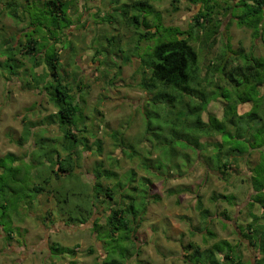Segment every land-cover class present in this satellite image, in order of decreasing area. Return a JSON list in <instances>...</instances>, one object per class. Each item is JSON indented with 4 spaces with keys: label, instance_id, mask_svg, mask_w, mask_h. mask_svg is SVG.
I'll list each match as a JSON object with an SVG mask.
<instances>
[{
    "label": "rangeland",
    "instance_id": "374dc122",
    "mask_svg": "<svg viewBox=\"0 0 264 264\" xmlns=\"http://www.w3.org/2000/svg\"><path fill=\"white\" fill-rule=\"evenodd\" d=\"M12 1L16 8L22 7L19 0ZM35 1L29 0V5L25 8L29 13L28 20L32 15L36 16L34 13L40 12L43 7L42 1ZM112 1L73 0L74 4L69 11L71 26L57 29L54 33L59 37L56 47L59 51L61 77L63 82L68 83L70 93L78 105L81 117L79 123L87 124L91 131L86 133L81 130V125L78 130H73L80 139L78 142L82 144L77 145L78 159L73 162L76 166L60 182L55 180L52 168L55 167L57 155L66 157L68 150L65 145L70 140L67 141L61 131L57 117L51 116L57 111L52 96L55 87L48 88L50 78L45 77V62L35 66L34 62L39 54L32 55L15 50L13 57L18 61L12 62L15 65L12 69L17 73L12 75L9 68L0 66V155L8 157L11 152L17 156L13 163L10 159L7 163L17 166L13 174L18 179L15 178L16 181L9 184V177H12L9 172L2 174V182L0 178V264H31L39 254L43 257L45 249L36 252L38 248L30 245L43 241L45 237L44 246L55 241L59 243V240L70 243L78 241L81 244L78 264H99L100 262L94 260L95 257L92 262L88 259L87 247H94L93 241L96 240V231L94 233L91 228L95 221L105 223L110 212L108 207L112 200L102 194L100 189L103 185H115L118 181L122 182L120 186H126H123L125 195H137L134 209L140 210L145 204L146 208L144 214L140 215L142 224L136 232L134 251L127 244L124 231L109 235L107 225H102V229L98 228L97 239L102 240L104 249L108 250L109 260H119L130 255L127 264H188L185 261L184 245L189 241L204 248L227 239L235 246L240 244L239 253L243 264H249V261L255 264L258 259H262V255L256 252L255 247L250 245L248 238L238 228V224H241L245 232L247 231V226L253 219L251 213L260 217L258 222L264 221L260 206L256 203L249 205L254 192L249 179L250 172L241 161L229 170L230 176L223 177L211 172L205 159L199 162L196 161L197 158L186 163L182 169L171 167L167 170L166 157L170 144L166 138L169 140L171 137H167L168 133L157 127L161 118L165 117L164 112L161 110L162 117L153 115L157 128L147 133L146 102L152 95L141 84L143 74L140 63L150 59L148 53L154 40L141 39L140 35L145 29L136 28L129 23L128 16L126 18L113 10ZM132 1L120 0L119 3L129 4ZM150 1L156 10L149 14L152 21L160 26L163 23L166 28L177 27L181 31H194L193 34L198 35V39L192 43L200 54L202 66L207 65L223 48V43L229 44L231 49L244 47L257 57H264L261 38L255 36L252 29L238 25L237 19L231 16L222 17L223 27L220 34H217L216 45L203 47V36L192 27L193 16L200 9V5L191 0ZM229 1L235 4L239 0ZM18 12L20 17L25 18L22 9H18ZM103 16L110 17L102 19ZM45 19L47 15H44L43 20ZM60 25L65 27L63 23ZM26 26H29L27 22L22 23L0 4V42L7 40L12 43L10 38L14 36L20 40L24 33L22 29ZM160 26L158 29H161ZM49 28L54 32L53 25ZM29 29L25 31L29 32ZM36 35L30 31L24 38H33ZM44 37L53 42L48 40L47 35L44 34ZM53 48L50 45L47 53L52 54ZM0 52L2 63L13 53L7 48H0ZM35 77L39 81L43 79V82L38 84ZM250 108V103L239 105L241 113ZM223 110L222 99L212 100L204 111V119L210 113L221 118ZM115 134H119V142L123 141V146L116 144L118 142L113 136ZM158 134L161 140L156 142L154 136ZM86 135L90 149H86L84 141L81 140ZM217 138L220 139L219 136ZM96 139L101 140L102 152L97 151ZM247 148L249 151L253 150L250 156L252 163L256 164L251 168L253 174L256 176L263 173L260 169L264 168L263 148L256 144ZM258 150H261L260 155ZM148 151L152 154L149 155ZM187 152L193 159V152L190 149ZM130 153L134 154L133 157H129ZM146 156L151 160H144ZM116 158L119 163L112 168L116 171L117 178H107L105 168L101 170L102 176L98 177L95 173L99 165L97 160H103L105 166L110 167L109 164L116 162ZM177 161L181 163L182 160L178 158ZM142 162L144 165L148 164V170L145 169L146 166L143 167ZM157 163L165 171L161 176L150 168ZM1 171L0 168V174ZM46 178L54 182L53 192H43L35 197L30 190ZM259 179L264 180V174H259ZM129 184L136 189L132 186L130 188ZM57 185L60 186L58 189ZM147 190L150 194L145 200L141 194ZM100 193L102 196L99 197ZM120 193L115 198H120ZM220 194L227 195V199ZM198 196L208 208L207 219L196 208ZM214 196H217L216 200ZM78 203L80 207H76ZM91 208L94 213L88 222L72 224L80 223L79 219L86 218V212ZM64 221L71 226L64 227ZM7 233H11L10 237ZM136 250L140 253H135Z\"/></svg>",
    "mask_w": 264,
    "mask_h": 264
},
{
    "label": "trees",
    "instance_id": "16d2710c",
    "mask_svg": "<svg viewBox=\"0 0 264 264\" xmlns=\"http://www.w3.org/2000/svg\"><path fill=\"white\" fill-rule=\"evenodd\" d=\"M39 1L43 2V7H41L40 12L34 13L36 16L32 15L30 20H28L27 16H29V13L26 12L27 9L25 10V8L29 5V0H19L22 7L18 8L15 7L16 4L12 0H0V4L4 5L5 11H9L12 16L21 20L22 23L27 22L29 25L23 27L24 33H22L20 40L17 36H14L10 38L12 43L7 40L0 42V48H7L10 52H13L12 50L14 49V52L9 54V58L3 63L0 61V66H4L6 69L9 68V72L12 75L17 73L12 69L15 66L13 63L18 61V59L13 57L16 54L15 50L25 51L32 55L35 53L39 54L34 62L35 66H39L42 61L45 62V68L47 69L45 77L50 78V82L47 80L49 82L48 88L55 87L52 96L57 111L51 116L57 117L61 131L67 141L70 140L65 145L68 150L66 157L62 158L57 155L55 167H51L52 171L55 172V180L60 182L63 176L67 172L71 173L74 166H76L75 164L73 165V162L78 159V157L76 158V152L79 151L77 145L82 143L78 142L80 139L73 133V130L75 128L79 129L81 125L79 119L81 117L77 108L78 105L70 93L68 83L63 82L61 77L60 57L57 47L53 48L54 52L52 54H48V50L42 53V48L43 46L48 48L50 44L53 45L56 41L58 42L57 38L59 37L54 34L57 29H67V27L71 26L70 22L72 20L70 19L69 11L74 2L73 0H36L35 3ZM191 1L201 6L193 16L194 24L192 27L193 30L195 28L199 31V35L203 36V47L216 45L217 34H220L223 27V16H231L237 19L238 25L252 29L254 35L260 37L264 44V0H239L235 4H231L228 0ZM119 2L120 0L112 1L113 10H117L126 18L128 16L127 20L131 25L134 24L136 28L140 29L143 27L145 29L140 35L141 39L154 40V45L148 53L150 59L140 63V70L143 74L141 84L152 95L150 100L146 102L147 133L158 127L159 130L168 133L167 137H171L169 140L166 138V141L170 144L169 152H167L168 157H166L168 165L165 167L167 170L171 169V167L173 169H182L186 163L197 158L196 161L199 162L205 159L211 172H216L226 177L229 175V170L233 169V165L236 166L243 161L250 172L249 179L254 191L251 194L249 205L258 204L263 210L262 218L264 219V180L259 179V174H264V168L259 167L263 173H259L256 176L253 174L251 168L256 165L250 159L253 150L249 151L247 148L249 145L256 144L257 147L263 148L262 156H264V57H257L253 52L245 50L244 47H239L236 50L231 49L229 44L223 43V48L212 57L207 65L202 66L200 64V54L192 43L193 40L198 39V35L193 34L194 31H181L177 27L166 28L163 23L160 26L159 23L152 21L150 15L156 10L150 0H133L129 4L123 3L121 5ZM64 7H66L65 10ZM232 8H234V11H232ZM18 9L24 11L25 18L19 16ZM130 11H132L131 16ZM44 15H47L45 21L43 20ZM109 17L103 16L102 19H108ZM60 23H63L65 27H62ZM50 25H53L54 32L52 28H49ZM159 26L162 30L158 29ZM27 28H30L29 32H34L37 35L33 38L25 39L24 37L29 33L25 31ZM44 34L47 35L48 40H53V43H49ZM14 44H16L15 47ZM39 44L43 46L39 47ZM55 49H57V52ZM37 78L36 82L38 84L43 82V79L39 81ZM215 99H222L224 102L221 118L210 113L207 119H204V111H206L208 103ZM244 103H250L251 108L241 113L239 105ZM161 110H163L165 117L161 118V123L156 127L153 115L162 117ZM81 126V130L89 133L90 130L87 124L83 123ZM113 136L118 142L116 144L123 146V141L119 142L121 140L119 134ZM154 137L156 142L161 140L159 134ZM81 140L84 141L83 144L86 149L91 148L87 135L82 137ZM95 143L98 145L97 151L102 152L101 140L96 139ZM188 149L193 152V159L192 155L187 152ZM10 153L7 155L9 158L0 155L1 182L2 174L9 172L12 175V177H9V184L17 179L13 174L17 166L8 165L7 163L8 159L13 163L17 156L14 153ZM124 153L128 155L126 152ZM148 154L151 155L152 152L148 151ZM260 154L261 150L259 151ZM133 155V153H130L129 157H133ZM178 158L182 160L181 163L177 161ZM145 159L151 160L149 156L144 157ZM97 162H99V165L96 167L95 173H97L98 177L102 176L101 170L105 168L107 169V178L113 176L117 178V173L112 166L118 165V159L116 162L112 161L109 164L110 167H106L103 160L98 159ZM142 165L143 167L146 166L145 169H149L147 163L144 165V162H142ZM150 168L156 170L158 176L165 172L161 169L162 165L158 163L154 167L150 166ZM53 183L46 178L44 182L35 184L30 191L37 197L43 192H51ZM121 183V181H118L115 185L109 183L103 185L100 189L101 193L112 200V202H109L108 209L110 212L107 219H105V223L95 221L92 231H96L97 234L98 228L102 229L104 224L109 227L107 229L110 232L109 235L122 230L126 233L125 240L127 244L130 246L131 251H134L136 248V243L134 242L137 237L136 232L142 224L140 215L144 214L146 204L140 210L134 209L137 195L135 193L125 195V190L123 189L125 185L120 186ZM48 185H50V188ZM129 186L130 188L135 187L132 184H129ZM58 187L60 186L57 185L56 189ZM118 192H121L120 198H115ZM101 193L99 197L102 196ZM70 194L73 195L71 192ZM149 194L147 190L141 196L146 200ZM124 195L128 201H126V198L124 199ZM220 196L227 199V195L220 194ZM213 198L216 200L217 196ZM76 207H80L79 203ZM196 208L203 218H208V208L204 206L202 198L199 196ZM93 213L94 209L91 208L86 212V218L79 219L80 223L72 224H85ZM251 216L253 219L248 224L247 231L245 232L242 225L238 224L239 232H243L245 237L248 238L250 245L255 247L258 254L262 255V259H258L255 264H264V221L258 222L260 217L254 213H251ZM10 234L7 233L9 237ZM192 234L195 233L192 232ZM239 245H236L238 247L236 248L235 244L230 243L227 239H222L209 247L202 248L196 242L189 241L184 245L186 250L185 261L188 264H243L239 253ZM130 248L128 247L129 250ZM53 249L60 253L62 251L75 252L74 248L64 247L59 243H56ZM90 252H93V249ZM135 253L140 252L136 250ZM108 257L107 250L105 264H127L130 255L124 256L119 260H109ZM248 263L254 264L252 261Z\"/></svg>",
    "mask_w": 264,
    "mask_h": 264
},
{
    "label": "crops",
    "instance_id": "0c3cea01",
    "mask_svg": "<svg viewBox=\"0 0 264 264\" xmlns=\"http://www.w3.org/2000/svg\"><path fill=\"white\" fill-rule=\"evenodd\" d=\"M49 43H53V42L49 41ZM57 44H58V42L56 41V43L53 44L54 47H56ZM50 45H52V44H50ZM47 49L48 48L44 46L42 48V53H44ZM64 222H62V224H64V227L65 226H71V225H67V223L66 222L64 223ZM77 225H79V224H77ZM95 236H96V240L93 241V243H94V247L95 246L96 247L94 248L92 245L87 247L88 259H89V261L92 262L93 258L95 257L96 258V259H94L95 261L97 260L98 262H100L99 264H104L105 258L107 256V249L106 248L104 249V245H103L102 240L97 239V234H95ZM45 240H46V237L44 238L43 241H38V242H35L34 244L30 245L31 247H37L38 249H40V250L36 249V252H40V251H42V249H45V251H46V253L43 257L40 254H39L38 258L34 257V260L31 264H33V263L34 264H78L77 260L80 256V253L78 252V250L81 249V244L78 243V241H73V243H70L66 240H64V241L59 240V244L61 246L69 247L71 249L74 248V250H75V252L74 251H72V252H68V251L63 252L62 251L60 253L59 251L53 249V247L57 243L56 241L52 242L50 245L47 244V246H44ZM91 249H93V252H90ZM132 258H135V256H133ZM89 264H91V263H89Z\"/></svg>",
    "mask_w": 264,
    "mask_h": 264
}]
</instances>
